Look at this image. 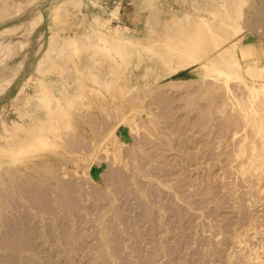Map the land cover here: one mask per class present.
<instances>
[{
  "label": "rangeland",
  "instance_id": "374dc122",
  "mask_svg": "<svg viewBox=\"0 0 264 264\" xmlns=\"http://www.w3.org/2000/svg\"><path fill=\"white\" fill-rule=\"evenodd\" d=\"M7 1L8 8L3 4L4 1L0 0L3 5V7L0 5L2 9H0V33L2 32L0 36V43L2 42V45L0 44V71L3 73L2 70L4 71L5 66L9 70L5 71L7 73H4L5 76L0 73V213L2 212L8 221L0 215V226L3 225L0 228V233L6 234L3 236L4 238L0 235L3 244H9L4 241L7 237L9 240V234L5 231L9 230V218L6 215L9 214L7 211H10L12 214L9 216L17 214L18 216H16L19 217L18 227L22 226L17 229L20 235H22L20 231L22 230L25 235L28 233L27 238H30L29 235L33 238L36 236L35 240H32L38 246L34 250L28 248L19 253L11 248L13 252L15 251L13 253L8 250L7 245H4L7 249L4 247L1 249L3 245L1 244L0 258L3 255L6 257H3L5 261L0 259V264H241L250 249L255 247L256 251L259 248L258 254L264 260V181H262L264 178L260 183L257 178L258 176L259 178L264 177V172L260 174L256 171L257 169L247 167L248 171L250 169L252 171L247 172L246 175L245 168L244 175H242L239 164L241 161L245 162L243 156L246 157L249 152L248 150L246 155L240 156L241 152L239 151L246 145L240 146L239 144L240 140L242 141L246 136L244 127L248 125L247 128L251 132L247 130L252 137L255 134L253 131L256 129H253L252 126L255 127L260 120L256 121L255 119L254 122H251L253 119L251 117L258 114L253 112L252 107L249 108L251 103L248 101L242 106L245 110L240 109L242 112L235 106L233 110L231 109L232 101L224 98L226 95H224L223 83L225 82L223 80L225 79L223 77L221 78L223 82L219 80L216 83L218 85L221 82L224 89L219 86L222 90L219 88L214 90L213 87L214 89L210 92L206 91L205 89H208L210 85L212 88V85L215 84L216 78L214 80L213 78L216 72L211 71V76L206 74V76L208 75L206 77L197 68H192L190 71L178 74L180 71L178 64L170 63L173 54L179 52L178 49L182 47H171V42L176 41L177 38V41L181 39L179 43L182 44V40L185 39L188 43L191 39L189 36L191 32H188L190 31L188 26L191 17H203L204 20H211L208 21L210 25L208 24L204 29V35L207 37L206 44L211 50L214 49L217 41L224 44H233L234 41L246 42L251 44V47L253 46L252 50L247 51V55L250 56H247L246 52L245 55L241 52L235 54V57L240 59L244 55L249 57L245 59L246 61L250 58L262 60L263 53H259V55L262 54L259 57L256 52H259L264 45V27L262 26V22L264 24V0ZM213 18L225 19L222 22L225 23V31L222 32L225 34V38L222 40L217 37L219 32L214 27L219 21L215 19L214 22H217L214 23ZM175 20L176 23H174ZM116 27H128V29L124 30V35L114 37L118 40H114L113 43L118 42L117 45L121 47L122 44L119 41L123 39L122 36L132 37V42L126 43L125 41L121 49L124 52H119V54L116 52L105 55L99 52L98 44H103L104 38L107 37L112 42L111 39L114 38H111V31ZM235 38L238 39L235 40ZM174 41L172 43L180 45ZM163 60L169 61V64ZM164 64L170 67L168 68ZM45 65L46 67H43ZM176 66L179 70L176 69ZM263 75L260 80L264 79ZM157 77L160 80H157ZM209 78L210 80H208ZM230 79L228 84H231L232 87L235 85V88L243 83L241 77L236 76V78ZM257 79L259 80V78ZM177 80L181 84L178 90H182L183 93L177 90L178 93L174 94L176 101L171 105L178 107L175 109L171 106L168 107L169 105L166 103V98L170 97V93L172 94L173 91L166 92V90L170 89L171 83L173 81L175 83ZM10 81L11 84H8ZM180 84L178 82V88ZM189 88H191L190 91H188ZM147 89H150L148 94ZM196 89L208 92L202 101L203 107L205 106L204 109L202 107L203 111L208 112L209 103L215 100L216 102L218 100L219 106L226 111L221 110L223 113L221 111L218 113L219 109L214 110L216 112H213V115L219 117L218 119L215 116L217 121L220 120V123L212 120L216 121L212 125L210 123L212 130L208 127L210 126L209 122L207 128L205 125L204 130H199V135H197L196 129L194 131L191 128L192 130L185 131L187 133L181 137H175L174 143L172 142L174 148H171L168 146V138L172 130L176 131V127L171 126L174 122L172 121L173 117L186 118L191 124V120L196 119L194 116L197 112L189 114L190 112L185 110L188 112L187 115L183 111L186 102L182 99L186 93L188 94L185 97H188L189 93L191 94ZM184 91L186 92L184 93ZM218 91L221 92V95ZM143 93H146L147 97ZM193 93L196 94V92ZM246 100L242 101L246 102ZM226 101H229V104L225 105L227 108L224 107ZM114 105L116 106L114 107ZM137 105L142 107L136 108ZM261 107H264V103L259 108L262 115L264 108ZM169 108L174 109V111L171 110L172 114L169 113ZM130 109L131 111H129ZM122 110L123 112H121ZM149 111L154 116L158 115L159 111L160 119L156 121H160V124L158 123L160 128L154 126L156 124L154 116L153 120H150ZM177 113L183 114L182 117ZM169 115L170 117L174 116L171 119ZM224 115H228L227 117L235 115L234 119L232 118L235 121L233 124L237 123L238 125L235 124L231 127L226 125V122L222 124L226 119ZM249 119L251 125H249ZM149 120L150 123H153V127L149 126L151 125ZM261 121L259 123L263 122ZM169 122H171L170 125ZM162 123H166L167 126H162ZM38 125L42 127H39V130H34ZM43 125L47 127L45 128ZM223 125L226 127L224 128ZM260 125L258 124V128L261 129L256 130L262 132L264 127H259ZM101 128L104 129V133H101L103 132ZM164 130L167 133L166 137ZM259 131L258 134L261 137ZM35 132L37 135L40 132L39 136L41 137L43 134L44 137L47 135V139L41 141L40 137L36 135L39 142L33 143L35 139L32 140L31 137H35ZM42 132L43 134H41ZM191 133L194 134L191 135ZM263 133L262 135H264ZM26 135L28 136L26 137ZM216 135H220L219 139H222L217 140ZM196 136H198V146L195 142L197 139L194 138ZM27 140L32 141V144L27 143ZM75 147H77L75 151L78 149L79 153H73ZM95 147H98L99 150ZM236 148L240 150L238 151ZM87 151H91L92 155ZM237 153L243 159L237 156ZM101 155L105 156L106 160H102ZM258 171L261 172L260 169ZM252 172L253 174L257 172L255 177ZM65 174L68 176L66 177ZM57 178L59 179L57 180ZM242 178L244 180H241ZM10 180L14 182L11 183ZM16 180L19 184H16ZM252 183L255 184V187ZM20 185L23 186L22 189H20ZM14 186L16 189H12L15 188ZM71 186L74 191L76 188V194L71 190ZM24 187L29 191H26ZM65 187L71 191H68V188L66 190ZM47 189L48 191H46ZM42 192L47 193L42 194ZM50 192L52 195H48ZM65 192L68 195L73 192L74 199H71L73 198L71 195L67 198L68 195ZM62 193L65 194V198L62 197L63 204L60 199L63 196ZM46 195L47 198H44ZM11 196L15 197L17 202L12 200ZM76 198V201L79 199L78 202L74 201ZM39 199H42L40 202L49 199L51 203L47 202L49 206L43 203L44 206H42ZM53 199H55V204L59 202L56 204L58 207L53 204ZM65 199L73 200L72 203L75 202L74 204L77 205L75 209L74 205L70 203L71 201L69 200V203L72 206H69L66 204L68 200L66 202ZM51 204L52 207H50ZM10 205H13L14 208ZM62 206L63 208H61ZM65 206L68 208H64ZM31 210L35 212L32 213ZM40 210L41 213H49L46 216L45 213V215L41 214ZM50 212L52 213L50 214ZM20 214H23L22 217ZM251 214L252 216H250ZM255 215L260 217L262 226L251 221ZM244 218H247L246 222ZM42 219H45V222L48 221L46 223L48 226L45 227V222L42 224L44 221ZM54 220L58 221L57 224L53 222ZM52 222L55 223V226ZM253 224L254 226H252ZM4 226H7V229H4ZM248 227H250L249 230L240 235ZM43 228H46L47 231ZM105 229L106 232L108 231L107 233ZM10 230L13 231V228ZM16 230L13 231L14 234L9 232L18 237L19 234ZM40 232L42 233L40 234ZM46 237L47 239H45ZM237 238L240 240L244 238L241 240L243 243H240ZM108 243L109 245L106 246ZM3 252L8 255L11 252L10 254L13 256L15 254L16 257L13 258L15 261L10 263L8 256Z\"/></svg>",
  "mask_w": 264,
  "mask_h": 264
},
{
  "label": "bare ground",
  "instance_id": "6f19581e",
  "mask_svg": "<svg viewBox=\"0 0 264 264\" xmlns=\"http://www.w3.org/2000/svg\"><path fill=\"white\" fill-rule=\"evenodd\" d=\"M1 1H4L3 2V4L5 5V7H7L8 5H9V3H8V1L7 0H1ZM8 3V4H7ZM31 3V2H30ZM235 3V2H234ZM0 5H1V2H0ZM2 7H3V5H1ZM8 8V7H7ZM235 8V7H234ZM1 9V8H0ZM2 10V9H1ZM9 10V9H8ZM213 12V11H212ZM216 12V11H215ZM5 14V13H4ZM12 14V13H11ZM7 15V14H6ZM222 15V14H221ZM238 15V14H237ZM230 16V15H229ZM2 17V16H1ZM221 17V16H220ZM186 18H188V17H186ZM203 18V17H202ZM202 18H189L190 19V21L191 22H189L190 23V25L188 26V29H190V31H188V32H191V33H189V36L191 37V39H189L188 38V36H186L187 37V39H189L188 41V43H186V41H185V39H184V37H185V35H184V37H182V39H184V40H182L183 42H182V44H180L179 43V40H181V39H179L178 41H177V38H176V41L180 44V45H176V44H174V43H172L171 42V47H174V46H182V47H180V49H178V50H180L179 52H174L175 54H173L172 56H173V59H172V57H171V61H170V63L171 62H174V63H176V64H178L177 66H179V68H180V71H179V73L178 74H180V73H182V72H186V71H190V69H192V68H197L198 69V71L201 73H203L204 74V76H206V74H209V76H211V74L210 73H212V72H216L213 76H214V78H213V80L216 78V81H215V84H213L212 85V88H210V86H209V88L208 89H205L206 91L208 90V92H210L211 90H213L214 88V90H218V88H219V86L220 87H222V84H218L217 85V81L219 82V80H221V78L223 77V79H225V80H223L225 83H223V86H224V92H225V94L224 95H226V96H224V98L226 97L231 103H230V105H231V109L233 110L235 107H237L236 109H238L239 111H241V110H243V104L245 105V103H247V101L248 102H250L251 103V105L249 104V108H253L254 110H253V112L255 111L256 112V114H258V115H255L254 117H256V118H254V117H251V118H253V119H251V122L253 121L254 122V120L256 119V121L258 120H260L261 121V119H263L264 118V114L262 113V115H261V109H260V112H259V108H260V106L261 105H263V103H264V79L263 80H260L261 79V76L263 75V72H264V45H263V47H262V49H260L259 50V52H256L257 54H258V56L260 57V55H262V54H260L259 55V53H263V59L262 60H260V59H249V60H245L246 58H249V57H245L244 55H245V52H246V55H247V51L249 52V50H252L251 48L253 47H251V44H247L246 42H235L234 40V43L233 44H230V43H227V44H224V43H220L221 41H217L216 42V45H215V47H214V49H212L211 50V48H209V45H207L206 44V41H207V37H205V33H204V29L206 28V26L209 24L208 23V21L210 20H204V19H202ZM231 18V17H230ZM180 19V18H179ZM206 19V18H205ZM208 19V18H207ZM216 19V18H215ZM214 18H213V22H214V20H215ZM218 19V18H217ZM216 19V20H217ZM177 20V19H176ZM176 20H175V22L174 23H176ZM211 21V20H210ZM209 21V22H210ZM217 21H219V23H216L215 24V28H216V30L219 32V36H217L220 40H222V39H224L225 37V34H222V32H224L225 31V23H222V22H224L225 21V19L224 18H221V20L220 19H218ZM217 21H215V22H217ZM182 22V21H181ZM214 22V23H215ZM182 24H184V23H182ZM210 25V24H209ZM232 25V24H231ZM230 25V26H231ZM167 26V25H166ZM185 26V25H184ZM212 26V25H211ZM262 26L264 27V24H263V22H262ZM169 27V26H168ZM211 28V27H210ZM226 28H227V26H226ZM125 29H128V27H116V28H114L112 31H111V38H114V37H116L117 35H121V34H123L124 35V30ZM234 29V28H233ZM172 30V29H171ZM210 30V29H209ZM7 31V30H6ZM5 31V32H6ZM203 31V32H202ZM235 31H236V28H235ZM238 31V30H237ZM212 32H214V31H212ZM2 33V32H1ZM1 33H0V36H1ZM228 33V32H227ZM232 33H233V31H232ZM231 33V34H232ZM236 33V32H235ZM234 33V34H235ZM174 34V33H173ZM172 34V35H173ZM241 34V33H240ZM183 35V34H182ZM236 35V34H235ZM109 36V35H108ZM168 36V35H167ZM207 36V35H206ZM227 36V35H226ZM240 36V35H239ZM123 37V39H121L119 42H120V44H122V46H124V44H125V41H126V43H130V42H132V40H133V38L132 37H128V38H125L124 36H122ZM209 37V36H208ZM99 38H102V37H99ZM108 38V37H107ZM107 38H104V43L103 44H98V46H97V48H98V50H99V52H101V53H104L105 55L106 54H110V53H116V52H118V54H119V52H124V51H122L121 49H122V46L120 47L119 45H117V43L118 42H116V43H113V41L114 40H116L115 38L114 39H111V38H109V39H111L112 40V42L111 41H109ZM160 38V37H159ZM164 38V37H163ZM179 38H181V37H179ZM211 38V37H210ZM229 38V37H228ZM173 39V38H172ZM238 39V38H237ZM236 38H235V40H237ZM118 40V39H117ZM84 41V40H83ZM166 41V40H165ZM164 41V42H165ZM176 41H174V42H176ZM239 41V40H238ZM102 42V41H101ZM115 42V41H114ZM122 42V43H121ZM162 42V41H161ZM230 42H231V40H230ZM2 43V42H1ZM0 43V44H1ZM113 44V45H111V44ZM211 43V44H212ZM239 43V44H238ZM4 44V43H3ZM8 44V43H7ZM119 44V43H118ZM172 44H174L173 46H172ZM2 45V44H1ZM169 45V46H170ZM213 45V46H214ZM156 46V45H155ZM163 46H166V45H163ZM211 47V46H210ZM2 48H4V47H2ZM121 51H120V50ZM171 49V48H170ZM161 50V49H160ZM1 51V50H0ZM176 51V50H175ZM260 51H262V52H260ZM158 52H159V50H158ZM161 52V51H160ZM163 52V51H162ZM166 52V51H165ZM170 52V51H169ZM242 52V54H244L240 59L239 58H236L235 57V54H237V53H241ZM120 54H122V53H120ZM140 54V53H139ZM172 54V53H171ZM254 55H256V54H254ZM254 55H253V57H254ZM170 56V55H169ZM247 56H250V55H247ZM257 56V55H256ZM9 57V56H8ZM252 57V58H253ZM48 58V57H47ZM164 58V57H163ZM169 58V57H168ZM160 59V58H159ZM162 59V58H161ZM42 60V59H41ZM169 60V59H168ZM243 60H245V61H243ZM260 61H261V63H260ZM47 62H49V61H47ZM163 62H167V61H165V60H163ZM169 62V61H168ZM167 62V63H168ZM46 64V63H45ZM169 64V63H168ZM175 64V65H176ZM47 65V64H46ZM46 65L45 66H43V67H46ZM164 65H167V64H164ZM168 66V65H167ZM166 66V67H167ZM177 66H176V69H177ZM8 67V66H7ZM91 67V66H90ZM89 67V68H90ZM170 66H168V68H169ZM165 68V67H164ZM179 68L177 69V70H179ZM4 69V71L2 70V72L3 73H1V71H0V73L1 74H4V73H6L5 71L6 70H8V69H6V66L3 68ZM46 69V68H45ZM90 69H92V67L90 68ZM172 69V68H171ZM176 69H174V70H176ZM167 70V69H166ZM169 70V69H168ZM167 70V71H168ZM9 71V70H8ZM13 71H14V69H13ZM94 71V70H93ZM212 71V72H211ZM18 72V71H17ZM172 72V71H171ZM173 72H177V71H173ZM163 73V72H162ZM168 73H170V72H168ZM198 73V72H197ZM0 74V75H1ZM7 74V73H6ZM6 74H4L3 76H5ZM159 74V73H158ZM157 74V75H158ZM91 75V74H90ZM98 75V74H97ZM162 75H165V74H162ZM161 75V76H162ZM167 75V74H166ZM2 76V77H3ZM96 76V75H95ZM158 76H160V75H158ZM208 76V75H207ZM206 76V77H207ZM218 76V77H217ZM236 76L237 77H241V79H243V83L242 84H240L241 86H239V85H237L238 87L237 88H235L234 86L232 87V85L231 84H228V82L231 80L230 78H236ZM264 76V75H263ZM1 77V78H2ZM7 77V76H6ZM104 77V76H103ZM220 77V78H219ZM5 78V77H4ZM10 78V77H9ZM106 78V77H105ZM164 78V77H163ZM205 78V77H204ZM257 78H259V80L257 79ZM8 79V78H7ZM6 79V80H7ZM13 79V78H12ZM162 79V78H161ZM1 80V79H0ZM10 80V79H9ZM93 80V79H92ZM103 80H104V78H103ZM157 80H160V78L158 79V77H157ZM156 80V81H157ZM208 80H210V78L208 79ZM212 80V79H211ZM12 81V80H11ZM11 81L8 83V84H11ZM96 81H98V80H96ZM188 81V80H187ZM222 81V80H221ZM222 81V82H223ZM1 82V81H0ZM7 82V81H6ZM99 82H101V81H99ZM106 82V81H105ZM178 82H179V84H180V81L179 80H177L175 83H174V81H173V83H171V85H170V83H169V85L171 86L170 87V89H167L166 90V92H172V94L170 93V97H165L166 98V103H167V105H169L168 107H174V105H171L174 101H176V99H175V97H174V94L175 93H178V89H180V86H181V84L179 85V88H178ZM206 82H208V81H206ZM212 82V81H211ZM239 82H241V81H239ZM193 83V82H192ZM209 83V82H208ZM207 83V84H208ZM213 83H214V81H213ZM182 84H184V83H182ZM197 84V83H196ZM212 84V83H211ZM199 85H200V83H199ZM163 86V85H162ZM161 86V87H162ZM185 86V85H184ZM44 87H45V85H44ZM160 87V86H159ZM188 87V86H187ZM197 87H198V85H197ZM214 87V88H213ZM1 88V87H0ZM2 88H3V86H2ZM91 88V87H90ZM125 88V87H124ZM164 88V87H163ZM168 88V87H167ZM199 88V87H198ZM203 88V87H202ZM183 89V88H182ZM185 89V88H184ZM190 89L191 88H189V90L188 91H190ZM192 89H193V87H192ZM221 88H219V90H220ZM148 90H150V89H147V94H148ZM155 90V89H154ZM161 90V89H160ZM178 90V91H177ZM222 90V89H221ZM3 91V90H2ZM153 91V90H152ZM181 91V92H180ZM179 92L180 93H183L182 92V90H180ZM206 91H202L201 89H196V90H193V92H196V94L195 93H189V96L188 97H185L188 93H186V95L183 97V96H181V97H183L182 99H184L185 100V102H183V103H185V105H184V107H183V111H189L190 113L189 114H191L192 112L194 113V112H197L196 113V115L194 116L196 119H194V121L193 120H191L190 119V117H188L187 116V118H189L190 120H191V122H192V124L190 123V121L188 122V120H186V118H183L182 117V115H181V117H182V119H180V117L179 118H176V117H173L175 114H176V112H175V114L172 116L173 118H174V120H172V121H174V122H172V124H171V122H169V125L171 124V126L173 127H176V131L177 130H179V131H177L178 133L176 134V131L174 132L173 130L170 132V136H169V144H168V146H171V148H174V145H173V141L176 139V138H178V137H181L182 135H184V134H186L188 131L187 130H192L191 128H193L194 129V131H195V129L197 130L196 132H198V134L197 135H199V130H204L205 128V125H206V128H207V125H208V122H209V125H210V123H211V125L213 124V122L215 123L217 120H216V117L215 116H217V115H213V112H214V110H218V113H219V111H221L223 108H221L220 106H219V102H218V100H217V102H216V100L215 101H211L212 103H209V105H208V103H207V105H208V108H209V111L208 112H205V111H203L202 110V107H203V100L206 98L205 97V95L206 94H208V92H206ZM126 92V91H125ZM154 92V91H153ZM186 91H184V93H185ZM206 92V93H205ZM216 92V91H215ZM219 92V91H218ZM220 93V95H221V92H219ZM143 94H146V93H143ZM147 94H146V97H147ZM151 94V93H150ZM160 94V93H159ZM44 95V94H43ZM157 95V94H156ZM164 95H166L167 96V94H164ZM182 95V94H181ZM184 95V94H183ZM209 95H210V93H209ZM208 95V96H209ZM219 95V96H220ZM223 95V94H222ZM150 96V95H149ZM169 96V95H168ZM214 96H216V95H214ZM241 96H248V98H249V100H246V99H248V98H246V97H244V98H246V99H244L243 97L241 98ZM46 97V96H45ZM137 97H138V95H137ZM145 97V96H144ZM160 97V96H159ZM163 97V96H162ZM211 97V96H210ZM222 97V96H221ZM259 97H261V99H259ZM139 98V97H138ZM178 98H180V95H178ZM177 98V99H178ZM223 98V97H222ZM223 98V99H224ZM164 99V98H163ZM216 99V98H215ZM219 99V98H218ZM226 99V100H227ZM45 100V99H44ZM57 100V99H56ZM159 101H160V99H158ZM162 100V99H161ZM209 100V99H208ZM210 100H212V99H210ZM213 100H214V98H213ZM220 100H222V99H220ZM242 100H246V102L245 101H242ZM163 101V103H165ZM224 101H225V99H224ZM229 101H226L225 103H224V107H225V105H228L229 104ZM108 102V101H107ZM149 102V101H148ZM158 102V101H157ZM222 102V101H221ZM228 102V103H227ZM58 103H61V102H58ZM151 103V102H150ZM166 103H165V105H166ZM183 103H182V105H180L181 107L183 106ZM206 103V102H205ZM227 103V104H226ZM48 104V103H47ZM62 104V103H61ZM118 104V103H117ZM176 104H178V103H176ZM232 104H234V105H232ZM60 105V104H59ZM166 105V106H167ZM221 105V104H220ZM116 105H114V107H115ZM118 106V105H117ZM136 106V105H135ZM179 106V105H178ZM222 106H223V104H222ZM235 106V107H234ZM60 107V106H59ZM119 107H120V105H119ZM122 107V106H121ZM131 107H134V106H131ZM130 107V108H131ZM142 107V106H141ZM141 107H139V105H137V107L136 108H141ZM146 107V106H145ZM205 107V106H204ZM204 107H203V109H204ZM233 107V108H232ZM238 107H240V108H238ZM45 108H46V106H45ZM63 108V107H62ZM109 108V107H108ZM136 108H135V110H136ZM160 108V107H159ZM164 108H165V106H164ZM175 109L176 108H178V107H174ZM225 108H227V107H225ZM229 108H230V106H229ZM244 108H246V107H244ZM258 108V109H257ZM262 109L264 108V107H261ZM49 109H51V108H49ZM61 109V108H60ZM125 109V108H124ZM182 109V108H181ZM241 109V110H240ZM65 110V109H64ZM134 110V111H135ZM138 110V109H137ZM148 110H149V108H148ZM151 110V109H150ZM168 110V109H167ZM169 110L171 111V110H173L174 111V109H170L169 108ZM225 110V109H224ZM224 110H222V111H224ZM237 110V111H238ZM245 110V109H244ZM243 110V111H244ZM264 110V109H263ZM50 111H52V110H50ZM63 111V110H62ZM79 111V110H78ZM129 111H131V109L129 110ZM153 111H154V109H153ZM156 111V110H155ZM169 111V113H173V111H171L170 112ZM185 111V113L188 115V112H186ZM215 111V112H216ZM221 111V112H222ZM226 111V110H225ZM224 111V112H225ZM118 112V111H117ZM121 112H123V110L121 111ZM150 112V111H149ZM163 113H164V111H162ZM166 112V111H165ZM214 112V113H215ZM231 112V111H230ZM242 112V111H241ZM249 112H251V111H249ZM131 113V112H130ZM135 113H137L136 111H135ZM168 113V112H167ZM168 113V114H169ZM192 113V114H193ZM217 113V114H218ZM223 113V112H222ZM228 113V112H227ZM235 113H237V112H235ZM120 115H121V113H119ZM126 114V113H125ZM134 114V113H133ZM138 114V113H137ZM148 114V113H147ZM149 114H151L150 116L151 117H149ZM148 114V117L150 118V120L152 119V117L154 116V115H152V112H150ZM153 114H154V112H153ZM178 114V113H177ZM178 114V115H179ZM238 114H240V113H238ZM251 114V113H250ZM62 115V114H61ZM128 115H130V114H128ZM142 115H143V113H142ZM144 115H146V113H144ZM178 115H177V117H178ZM185 115V114H184ZM231 115V114H230ZM229 115V116H230ZM252 116H253V114H251ZM104 116V115H103ZM140 116V115H139ZM147 116V115H146ZM161 116H162V114H161ZM168 116V115H167ZM167 116H165V118L167 117ZM186 116V115H185ZM184 116V117H185ZM225 116V115H224ZM223 116V118H225L226 117V119H221V120H223V123L222 124H224L225 122V124L227 125L228 124V126H231V127H233L232 125H235V124H237V123H235V124H233L235 121L233 120L234 118V116L235 115H233V117H227L228 115H226L225 117ZM240 116H241V114H240ZM244 116V115H243ZM248 116V115H247ZM142 118H143V116H141ZM169 117H170V115H169ZM172 117H170L171 119H172ZM218 117V116H217ZM249 117V118H250ZM106 118V117H105ZM147 118V117H146ZM148 118V119H149ZM169 118V119H170ZM192 119H193V117H191ZM220 118H222V117H220ZM233 118V119H232ZM241 118V117H240ZM246 118V117H245ZM118 119L120 120V118H119V116H118ZM122 119V118H121ZM144 119V118H143ZM147 119V120H148ZM154 119H155V122H156V124L154 125L155 127L156 126H158V128H160L159 126V124H160V121L159 122H157L156 120L157 119H160V116H159V111H158V115H156L155 114V116H154ZM161 119H163V118H161ZM166 119H168V118H166ZM218 119H219V117H218ZM236 119H238V118H236ZM247 119H248V117H247ZM115 120V119H114ZM118 120V121H119ZM146 120V121H147ZM149 120V123L151 122ZM153 120V119H152ZM164 120V119H163ZM212 120H216V121H212ZM61 121V120H60ZM64 121V120H63ZM105 122H107L106 120H104ZM220 120H218L217 122H219ZM244 121V120H243ZM255 121V125L257 124V122ZM259 121V122H260ZM263 121V122H262ZM261 122L262 123H259L258 122V124H261L259 127H264V119L262 120ZM115 122H116V120H115ZM143 122V121H142ZM153 122V121H152ZM154 122V123H155ZM165 122V121H164ZM236 122H237V120H236ZM5 123V122H4ZM45 123V122H44ZM104 123V122H103ZM111 123V122H110ZM148 122H147V124H149ZM159 123V124H158ZM168 123V122H167ZM207 123V124H206ZM220 123V122H219ZM219 123H217V124H219ZM230 123H232L231 125H229ZM247 123H248V121H247ZM43 124V123H42ZM41 124V125H42ZM143 124H145L144 122H143ZM151 125H149V126H151V127H153V123H150ZM158 124V125H157ZM163 124V123H162ZM166 124V123H165ZM165 124H163L162 126H164ZM258 124L254 127V126H252V128L253 129H261V128H258ZM44 125H46V124H44ZM43 125V126H44ZM103 125V124H102ZM188 125H189V127H188ZM211 125L210 126H208L209 127V129H211L212 130V127H211ZM221 125V124H220ZM238 125V124H237ZM236 125V126H237ZM246 125V124H245ZM249 125H251L250 124V119H249ZM253 125H254V123H253ZM165 126H167V125H165ZM224 126V125H223ZM248 126V125H247ZM247 126L246 127H244V128H246V132H244L245 134L244 135H246V136H244L245 138L244 139H242V141L240 140V142H239V144H240V146H242L243 144H246V145H248V146H246V145H244V146H246V147H244L243 146V148L242 147H240V148H242L240 151L236 148V150H238L239 152H241L240 153V156L241 155H246V153L248 152V150H249V152H248V154L246 155V157L245 156H243L245 159H243V157H240L239 156V154L237 153L236 155L237 156H239L240 158H242L243 160H245V162L244 161H241V163H239V161H238V163L240 164V167H241V171H240V173L242 174V175H244V173H243V170L246 172L245 174L247 175V172L248 173H250L252 170L251 169H257L256 171L258 172V173H260V174H262L263 172H264V135H262V133L264 132L263 130H261L262 132H260L259 130H254L253 132L255 133V134H253V138L252 137H250L251 135L249 134L251 131L247 128ZM37 127V126H36ZM39 127H42V126H39L38 125V127L36 128V129H34V130H39L40 128ZM45 127V126H44ZM47 127V126H46ZM45 127V128H46ZM60 128H61V126H59ZM151 127H150V129H151ZM169 128H170V126H168ZM167 127V129H169ZM211 127V128H210ZM214 127H216V125H214ZM217 127H218V125H217ZM226 126H224V128H225ZM230 127V128H231ZM251 127V126H250ZM39 128V129H38ZM147 128H149V127H147ZM224 128L222 129V132H223V130H224ZM229 128V127H228ZM102 129V128H101ZM154 129V128H153ZM174 129V128H173ZM186 129V130H185ZM215 129V128H214ZM217 129V128H216ZM235 129V128H234ZM250 131H248V130ZM252 129V130H253ZM263 129V128H262ZM11 130V129H10ZM104 129H102V131H103ZM149 130V129H148ZM171 130V129H170ZM219 130V129H218ZM221 130V129H220ZM241 130V129H240ZM13 131V130H12ZM101 131V130H100ZM153 131V130H152ZM156 131V130H155ZM165 131L166 130H164V133H165ZM185 131H187V132H185ZM214 131V130H213ZM232 131V130H231ZM243 131H244V129H243ZM258 131L260 132V135H261V137L259 136V134H258ZM33 131H31V133H32ZM157 132V131H156ZM155 132V133H156ZM161 132V131H160ZM196 132H194V133H196ZM216 132V131H215ZM214 132V133H215ZM218 132V131H217ZM222 132H219V133H222ZM256 132H257V135H256ZM28 133H30V132H28ZM37 133H38V131H37ZM101 133H104V131L103 132H101ZM190 133V132H189ZM193 133V134H194ZM247 133V134H246ZM15 134V133H14ZM33 134V133H32ZM32 134H31V136H32ZM41 134H43V132L41 133ZM166 134L167 133H165V137H166ZM192 133H191V135H193ZM216 134H218V133H216ZM235 134V133H234ZM264 134V133H263ZM36 132H35V134H34V136L35 137H31V138H33L32 140H34L33 141V143H35V142H39V141H37V139H36ZM39 135H40V132H39ZM39 135H37V137H40L39 138V140H41V141H43V139H47V135H46V137H44L45 135L43 134V136L41 137V136H39ZM163 135V134H162ZM191 135L189 136V137H191ZM227 135V134H226ZM226 135H225V137H226ZM28 135H26V137H27ZM100 136H101V134H100ZM186 136V135H185ZM211 136H213V135H211ZM215 136V135H214ZM217 136V135H216ZM223 136H224V134H223ZM257 136V138H255ZM44 137V138H43ZM168 137V136H167ZM176 137V138H175ZM193 137V136H192ZM198 136H196V137H194V138H196L197 140L195 141V142H197L196 143V145L198 144V138H197ZM201 137V136H200ZM210 137V136H209ZM218 137V138H217ZM216 138H217V140H221L222 138H220L219 139V137H220V135H218ZM222 137V136H221ZM216 138H214L215 140H216ZM243 138V137H242ZM80 139V138H79ZM102 139V138H101ZM183 139H186V138H183ZM188 139V138H187ZM24 140V139H23ZM167 140V139H166ZM182 140V139H181ZM16 141V140H15ZM19 141V140H18ZM107 141V140H106ZM182 141H184V140H182ZM186 141V140H185ZM188 141H190V140H188ZM13 142H14V140H13ZM28 142H30L29 144H32V141H28L27 140V143ZM173 142V143H172ZM177 142H178V140H177ZM191 142V141H190ZM213 142V141H212ZM21 143V142H20ZM167 143H168V141H167ZM184 143V142H183ZM192 143V142H191ZM214 143V142H213ZM217 143V142H216ZM238 143V142H237ZM237 143H235V144H237ZM18 144V143H17ZM80 144V143H79ZM193 144V143H192ZM201 144V143H200ZM204 144V143H203ZM81 145H82V143H81ZM85 145V144H84ZM175 145H177V144H175ZM19 146V145H18ZM76 146V145H75ZM87 146V145H86ZM99 146V145H98ZM102 146H103V144H102ZM198 146V145H197ZM203 146V145H202ZM201 146V147H202ZM16 147V146H15ZM21 147H22V145H21ZM72 147H73V145H72ZM84 147V146H83ZM18 148H20V147H18ZM18 148H16V149H18ZM77 147H75L74 148V151H73V153L74 152H77L78 151V149L75 151V149H76ZM78 148H81V147H79L78 146ZM95 148H97L98 149V147H95ZM21 149V148H20ZM19 149V150H20ZM73 149V148H72ZM13 150V149H12ZM22 150V149H21ZM85 150H86V148H85ZM88 150H90L89 148H88ZM99 150V149H98ZM16 151V150H15ZM80 152H82L83 150H79ZM97 151V150H96ZM237 151V152H238ZM247 151V152H246ZM23 152V151H22ZM84 152V151H83ZM87 152H89V151H87ZM86 152V153H87ZM91 152V151H90ZM90 152H89V154H90ZM77 153H79V152H77ZM97 153V152H96ZM105 154V153H104ZM66 155V154H65ZM88 155V154H87ZM91 155H92V152H91ZM94 156H96V155H94ZM102 156V155H101ZM86 157V156H85ZM145 157V156H144ZM149 157H150V155H149ZM238 157V158H239ZM89 158V157H88ZM99 158V157H98ZM101 158H103L102 160H104L105 159V156H102ZM143 158V157H142ZM237 158V157H236ZM93 159V158H92ZM241 159V160H242ZM247 159V160H246ZM96 160V159H95ZM106 160V159H105ZM116 160V159H115ZM151 160V159H150ZM236 160V159H235ZM234 160V161H235ZM89 161H90V159H89ZM101 161V160H100ZM88 162V161H87ZM96 162H97V160H96ZM243 162V163H242ZM91 163V162H90ZM114 163H116V162H114ZM88 164V163H87ZM238 164V165H239ZM247 167L248 168H251L250 169V171H248L247 170ZM261 170V172L260 171H258V170ZM76 170H78L77 168H76ZM247 170V171H246ZM77 172V171H76ZM80 172V171H79ZM257 172H255L254 174H253V172H252V174L254 175V177L256 176V174H257ZM64 173H66V171H64ZM69 173H71V172H69ZM60 174V173H59ZM260 174H258V175H260ZM63 175V174H62ZM66 175V174H65ZM251 175V174H250ZM257 175V176H258ZM264 175V174H263ZM64 176V175H63ZM68 175H66V177H67ZM262 176V175H261ZM65 177V176H64ZM63 177V178H64ZM245 177V176H244ZM62 178V177H61ZM70 178V177H69ZM72 178V177H71ZM103 178V177H102ZM246 178V177H245ZM258 178V183H260L261 182V180H262V178H264L263 176L261 177V178H259V176L257 177ZM10 179V178H9ZM59 178H57V180H58ZM15 180V179H14ZM47 180V179H46ZM45 180V181H46ZM102 180V179H101ZM100 180V181H101ZM241 180H244L243 178L241 179ZM254 180V179H253ZM13 181V180H12ZM11 180L9 181V182H11V183H13ZM54 181H55V179H54ZM61 181V180H60ZM68 181V180H67ZM71 181V180H70ZM250 181V180H249ZM262 181H264V180H262ZM16 182V184H19V182H17V180L15 181ZM57 182V181H56ZM63 182V181H62ZM61 182V183H62ZM41 183H43V181H41ZM46 183V182H45ZM44 183V184H45ZM59 185H60V183L59 182H57ZM65 183H66V181H65ZM65 183H64V185H65ZM68 183V182H67ZM73 183V182H72ZM71 183V184H72ZM248 183V182H247ZM10 184V183H9ZM15 184V183H14ZM15 184V185H16ZM24 184V183H23ZM27 184V183H26ZM39 184V183H38ZM49 184V183H48ZM70 184V183H69ZM253 184V183H252ZM21 185H22V183H21ZM21 185H20V189H22L23 188V186L21 187ZM29 185V184H28ZM34 185V184H33ZM35 185H37V184H35ZM42 185V184H41ZM41 185H40V187H41ZM73 185V184H72ZM251 185V184H250ZM255 184H253V186H254ZM261 185V184H260ZM30 186V185H29ZM66 186V185H65ZM67 186H68V184H67ZM70 186V185H69ZM75 186V185H74ZM73 186V187H74ZM15 187V186H14ZM17 187V189H18V187H19V185L18 186H16ZM16 187L15 188H12V189H16ZM31 187V186H30ZM38 187H39V185H38ZM55 187V186H54ZM97 187V186H96ZM255 187V186H254ZM253 187V188H254ZM259 187V186H258ZM263 187V186H262ZM25 188V187H24ZM28 188V187H27ZM46 188V187H45ZM44 188V189H45ZM49 188V187H48ZM56 188V187H55ZM64 188V187H63ZM68 188V187H67ZM67 188L65 187V189L67 190ZM26 189V188H25ZM32 189H33V187H32ZM41 189V188H40ZM51 189V188H50ZM78 189V188H77ZM97 189V188H96ZM24 190V189H23ZM70 189L68 188V191H69ZM71 190H73V188H72V186H71ZM70 190V191H71ZM13 191H15V190H13ZM12 191V192H13ZM26 191H29L28 189H26ZM43 191V190H42ZM45 191V190H44ZM46 191H48V189L46 190ZM54 191V190H53ZM67 191V192H68ZM74 191V190H73ZM75 191H76V188H75ZM74 191V194H76L77 192H75ZM51 192H52V190H51ZM49 193L48 195H52V193ZM64 192V191H63ZM67 192H65V194L67 193ZM79 192V191H78ZM81 192V191H80ZM47 192H45V193H43L42 192V194H46ZM59 193V192H58ZM73 193V192H72ZM72 193L71 194H69L68 195V193H67V198L71 195V196H73V198H71V199H74V194L72 195ZM22 194V193H21ZM29 193L27 192V195H28ZM63 194V193H62ZM65 194H63V196H61V194L59 195V198H60V196H61V198L60 199H62V197H64V195ZM82 194V193H81ZM40 195V194H39ZM21 196V195H20ZM23 196H25V194H23ZM38 196V195H37ZM42 196V195H41ZM70 196V197H71ZM81 196V195H80ZM79 196V197H80ZM13 196H11V198H12ZM44 197V196H43ZM43 197H41V198H43ZM49 197V196H48ZM51 197V196H50ZM78 197V198H79ZM82 197V196H81ZM11 198H10V200H11ZM22 198V197H21ZM36 198V197H35ZM44 198H47V195H46V197H44ZM56 198H57V196H56ZM65 198V197H64ZM14 199V201L15 202H17L15 199V197L14 198H12V200ZM51 199V198H50ZM60 199H57V201L59 200L60 201ZM82 199V198H81ZM80 199V200H81ZM87 199V198H86ZM11 200V201H12ZM23 200H24V198H23ZM42 200V199H41ZM40 199H39V202L41 201ZM46 200H48V201H46ZM44 199L43 201L44 202H40V203H45V205H48L47 204V202L50 204L51 202H49L50 200L49 199ZM52 200V199H51ZM68 200V199H67ZM67 200L65 199V201L67 202ZM70 200V199H69ZM68 200V203H66V204H69V206H72L71 204H73L74 206V209H75V206H77V205H75L74 203H72V201L73 200H70L69 201ZM77 200V198L74 200V201H76ZM88 200V199H87ZM260 200V199H259ZM263 200V199H262ZM10 201V202H11ZM24 201H26V199L24 200ZM38 201V200H37ZM46 201V202H45ZM78 201H79V199H78ZM78 201H76V202H78ZM83 201V200H82ZM85 201V200H84ZM9 202V203H10ZM15 202H13V203H15ZM32 202V201H31ZM36 202V201H35ZM53 204H55V199H53ZM71 204H70V203ZM81 202V201H80ZM26 203V202H25ZM28 203V202H27ZM33 203V202H32ZM59 202H57L56 204H58ZM258 203H260V202H258ZM29 204V203H28ZM36 204V203H35ZM41 204V205H42ZM55 204V205H56ZM62 204H63V199H62ZM61 204V205H62ZM76 204H78V203H76ZM14 205V204H13ZM13 205H10V206H12L13 207ZM17 205H19L18 203H17ZM89 205V204H88ZM15 206V205H14ZM23 206V205H22ZM40 206V205H39ZM42 206H44V204L42 205ZM49 206V205H48ZM47 206V207H48ZM83 206V205H82ZM86 206V205H85ZM16 207V206H15ZM20 207V206H19ZM28 207H30V204H29V206ZM47 207H46V210H47ZM50 207H52V204H51V206ZM56 207H58L57 205H56ZM67 206H65L64 208H66ZM254 207V206H253ZM14 208V207H13ZM36 208H37V204H36ZM36 208H35V210H36ZM40 208V207H39ZM49 208V207H48ZM61 208H63V206L61 207ZM68 208V207H67ZM70 208H72V207H70ZM255 208V207H254ZM28 209V208H27ZM42 209V208H41ZM44 209V208H43ZM52 209H55V208H52ZM52 209H49V211L51 210L52 211ZM79 209H80V207H79ZM83 209V208H82ZM243 209V208H242ZM10 210V209H9ZM57 210V209H56ZM86 210H88V208H86ZM241 210V209H240ZM255 210V209H254ZM21 211H22V209H21ZM26 211V210H25ZM32 211V210H31ZM59 211V210H58ZM71 211V210H70ZM9 214H12V213H10V211H7ZM12 212V211H11ZM35 212V211H34ZM33 211H32V213H34ZM38 212V211H37ZM40 213H41V210L39 211ZM55 212V211H54ZM53 212V213H54ZM71 212H73V210L71 211ZM78 212V211H77ZM76 212V213H77ZM81 212V211H80ZM80 212H79V214H80ZM241 212V211H240ZM256 212H257V210H256ZM15 213H17V212H15ZM20 213V212H19ZM39 213V214H40ZM43 213V212H42ZM41 213V214H42ZM45 213V212H44ZM43 213V214H44ZM47 213H49V212H47ZM47 213H45L46 214V216H47ZM52 212H50V214H51ZM66 213V212H65ZM5 214V213H4ZM9 214L8 215H6V217L8 216V218H9V222H8V228H9V230L8 231H5V232H8L7 234H9L8 236H9V240H8V237H7V239L5 238V243H7V242H9V244L7 243V244H3V240H2V238H1V235H2V233H0L1 235H0V246H1V244H3L2 246H1V249L4 247V249H7L8 247H9V251H11V252H13V250H16L18 253L20 252V251H23V250H27L28 248H30V250H34L35 248H36V246H38V245H36L35 243H34V241L32 240V239H34V238H36V236L33 238V236L31 237V235H29L30 236V238H27L26 236H27V234L25 235L24 234V232L22 231V230H20L21 232H22V235H20V233H19V230L17 229V227H18V223H17V220L19 221V217H17L14 213V215L13 216H9ZM25 214H26V212H25ZM36 214V213H35ZM44 214V215H45ZM55 214V213H54ZM242 214V213H241ZM244 214V213H243ZM0 215H1V217L2 218H5V216L3 215V213L1 212L0 213ZM21 215V214H20ZM19 215V216H20ZM23 215V214H22ZM22 215H21V217H22ZM64 215V214H63ZM69 214H67V216H68ZM71 215V214H70ZM257 215V214H256ZM256 215H255V217L253 216L252 217V219H251V221L254 223V224H256V225H263V224H260V222H261V220L259 219L260 217L259 216H257L256 217ZM33 216V215H32ZM52 216V215H51ZM59 216V215H58ZM250 216H252V214L250 215ZM0 217V218H1ZM26 217V216H25ZM43 217V216H42ZM53 217H55L54 215H53ZM62 217V216H61ZM68 217H70V216H68ZM24 218V217H23ZM23 218H20V219H22L23 220ZM37 218V217H36ZM60 218V217H59ZM58 218V219H59ZM67 218V217H66ZM31 219V218H30ZM46 219H48V218H46ZM54 219V218H53ZM52 219V220H53ZM245 220V222H246V219L247 218H244ZM4 220V219H3ZM5 220L6 221H8L7 220V218H5ZM44 220V221H43ZM49 220V219H48ZM51 220V219H50ZM49 220V221H50ZM55 220H57V219H55ZM55 220L53 221V222H55ZM64 220V219H63ZM69 220V219H68ZM42 224L45 222V219H42ZM66 221V220H65ZM73 221V220H72ZM104 221V220H103ZM48 221H46L44 224H45V227H46V223H47ZM52 222V223H53ZM56 222H58V221H56ZM55 222V223H56ZM3 223V222H2ZM7 223V222H6ZM27 223V222H26ZM35 223V222H34ZM55 223H53L54 224V226H55ZM65 223V222H64ZM106 223V222H105ZM4 225H5V221H4V223H3ZM21 224V223H20ZM57 224V223H56ZM254 224L252 225V226H254ZM7 225V224H6ZM29 225H31V224H29ZM104 225V224H103ZM22 226V225H21ZM21 226H19V227H21ZM48 226V225H47ZM58 226H59V224H58ZM65 226V225H64ZM104 226H106V225H104ZM104 226H102V227H104ZM251 226V225H250ZM1 227H3V225L2 226H0V228ZM7 227V226H6ZM5 226H4V229L6 228ZM18 227V228H19ZM32 227V226H31ZM50 227V226H49ZM49 227H48V229H49ZM11 228H13V231L14 230H16V231H18L17 232V234H19V236L17 237V235L16 236H13V231H11L10 229ZM16 228V229H15ZM42 228V227H41ZM249 228L250 227H248V228H245L243 231H242V233H240V235L241 234H244L243 232H246V231H248L249 230ZM7 229V228H6ZM20 229V228H19ZM29 229V228H28ZM43 229H46V228H43ZM51 229V228H50ZM53 229V228H52ZM56 230H57V228H55ZM101 230H102V228H101ZM3 231V230H2ZM9 231H11V232H9ZM45 231V230H44ZM46 231H47V229H46ZM51 232L52 231H54V230H50ZM5 232H4V234H5ZM30 232V231H29ZM43 232V231H42ZM42 232H40V234L42 233ZM49 232V231H48ZM51 232H49V233H51ZM101 232V231H100ZM105 232H106V229H105ZM105 232H104V234H105ZM108 232V231H107ZM106 232V233H107ZM11 233V234H10ZM58 233V232H57ZM33 234H34V232H33ZM46 234V233H45ZM54 234V233H53ZM6 235V234H5ZM5 235H2V237L3 236H5ZM107 235V234H106ZM239 235V236H240ZM44 236V235H43ZM42 236V237H43ZM53 236V235H52ZM58 236V235H57ZM238 236V237H239ZM12 237V238H11ZM14 237H15V239H14ZM54 237V236H53ZM107 238H108V236H106ZM4 238V237H3ZM48 238H49V236H48ZM57 238H59V236L57 237ZM45 239H47V237L45 238ZM237 239H239V238H237ZM243 240H244V238H242ZM241 239V240H242ZM264 239V238H263ZM6 240H8V241H6ZM35 240V239H34ZM49 240V239H48ZM51 240V239H50ZM60 240V239H59ZM240 240V239H239ZM240 240V243H243L242 241ZM247 240V239H246ZM237 241V240H236ZM50 242V241H49ZM102 242H103V238H102ZM104 242H105V240H104ZM247 242V241H246ZM44 243H47V242H45L44 241ZM106 243V242H105ZM239 243V242H238ZM249 243V242H248ZM262 243V242H261ZM104 244V243H103ZM247 244V243H246ZM245 244V245H246ZM7 247H5V246ZM107 245H109V243L108 244H106V246ZM244 245V244H243ZM263 245H264V243H263ZM263 245H261V246H263ZM104 246V245H103ZM103 246H101V247H103ZM260 246V247H261ZM250 247V246H249ZM13 250H12V249ZM161 248V247H160ZM167 248V247H166ZM256 248V247H255ZM255 248H249L250 249V252H249V254L248 255H246L245 256V258H244V262H242L241 264H264V260L262 259L263 257H261V255L259 256V254H258V250H259V248H258V250L256 251V249ZM164 249V248H163ZM161 250H162V248H161ZM249 251V250H248ZM1 252V251H0ZM5 252H7V251H5ZM10 252V253H11ZM15 252V251H14ZM13 252V253H14ZM162 252V251H161ZM164 252V251H163ZM4 253V252H3ZM9 253V255L7 254V253H4V254H6L7 256H8V258H9V262L10 263H12V262H14L15 260L13 259L14 258V256H15V254H14V256H13V254L11 255ZM49 253V252H48ZM17 254V253H16ZM0 255H1V253H0ZM5 255H3V257H4ZM158 256V255H157ZM3 257L1 256V258L3 259ZM6 257V256H5ZM4 257V258H5ZM16 257V256H15ZM101 258L103 257V256H100ZM0 258V259H1ZM1 259V260H2ZM7 259V258H6ZM99 259V258H98ZM246 259V260H245ZM4 260V259H3ZM2 260V261H3ZM240 260V259H239ZM5 261V260H4ZM7 261V263H8V260H6ZM105 261V260H104ZM149 261V260H148ZM13 264V263H12ZM212 264V263H211Z\"/></svg>",
  "mask_w": 264,
  "mask_h": 264
}]
</instances>
